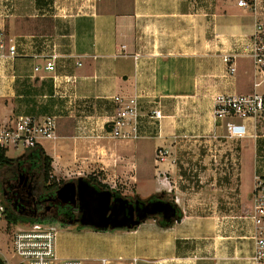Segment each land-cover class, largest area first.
I'll list each match as a JSON object with an SVG mask.
<instances>
[{
	"label": "crops",
	"instance_id": "obj_1",
	"mask_svg": "<svg viewBox=\"0 0 264 264\" xmlns=\"http://www.w3.org/2000/svg\"><path fill=\"white\" fill-rule=\"evenodd\" d=\"M257 18L264 22V0L256 14L232 0H0V33L18 49L0 68V122L55 117L57 138L40 147L56 172L81 163L97 169L105 154H117L152 182L149 196L161 192L181 211L169 225L149 219L115 232L114 258L251 264L248 215L255 177H264V115L235 120L229 137L213 104L218 95L264 94L248 57ZM40 52L59 55L57 81L44 69L34 72L44 65L34 58ZM225 55H236L235 73ZM119 94L147 95L144 110L158 102L163 118L143 139L116 149L106 123ZM161 148L168 156L158 163Z\"/></svg>",
	"mask_w": 264,
	"mask_h": 264
},
{
	"label": "built area",
	"instance_id": "obj_2",
	"mask_svg": "<svg viewBox=\"0 0 264 264\" xmlns=\"http://www.w3.org/2000/svg\"><path fill=\"white\" fill-rule=\"evenodd\" d=\"M239 8L253 11L256 14L259 0H232ZM251 47L248 57L252 61L257 76L264 80V22L257 18L255 29L250 37ZM18 57L17 44L6 42L0 33V68L1 65L13 62ZM35 59L44 61L43 67L37 65L34 72L44 69L54 75L57 71L56 53H36ZM236 55H225L223 60L231 73L236 68L233 60ZM71 80H68L70 82ZM259 85V84H257ZM149 99L145 94L114 95L112 114L106 123L108 137L125 142H133L146 137L145 128L158 124L163 118L158 102L155 107L145 111L143 100ZM214 120L223 126L229 137L235 134V120L256 119L264 115V94L250 95H218L213 104ZM57 122L55 117L41 120L35 116H20L14 122H0V148H22L33 150L45 140L57 138ZM168 156V150H157L156 161L163 163ZM5 206L0 204V225L9 235L12 256L18 259L16 264H140L139 258H93V259H61L56 253V229L45 222H26L22 226L9 224L5 216ZM254 233V252L250 258L251 264H264V177L256 176L252 191V205L248 215ZM2 264H11L8 259L1 258Z\"/></svg>",
	"mask_w": 264,
	"mask_h": 264
},
{
	"label": "rangeland",
	"instance_id": "obj_3",
	"mask_svg": "<svg viewBox=\"0 0 264 264\" xmlns=\"http://www.w3.org/2000/svg\"><path fill=\"white\" fill-rule=\"evenodd\" d=\"M260 1V0H259ZM249 11V10H248ZM125 95V94H121ZM110 139V146L113 148H120L123 142L121 140ZM45 143V142H44ZM49 143H46L47 148ZM109 146V144H108ZM49 149V148H48ZM117 151V150H116ZM29 150L22 148H9L6 151V155L13 159L14 162L22 160ZM150 154V153H148ZM103 158V157H101ZM157 158V151H156ZM104 163H100V168L92 169L85 167V164H80L79 168L76 169H67L66 171H55L53 175L57 182L59 181H69L77 178H87L88 176H97L98 180L103 184L109 187V190L116 189L122 194L134 196L135 194L139 195L141 198L149 197V194L152 192L153 184L152 182H146L144 177H138L139 172L136 169H130L129 165L123 163V159L119 158V155H109L105 154ZM84 162V160H83ZM158 162V161H157ZM160 163V162H158ZM3 170L0 171V204H6L5 199L2 196V182L1 176ZM144 174V172H141ZM154 176V175H153ZM157 180H159L160 175H156ZM160 181V180H159ZM158 194H161L159 192ZM208 207H213L214 204L207 203ZM205 205V206H206ZM27 222L26 218L21 217L19 225H23ZM46 224L52 225L56 229V253L57 256L61 259L67 258H82L88 257L93 258H112L113 257V242L110 237L118 233L129 232L128 229H115V230H105L109 233L103 237L106 239H99L98 235H94L97 232H103L96 230L91 227L83 226H61L57 223L50 222L49 220H44ZM4 223L0 225V248H1V258L8 259L11 264H16L18 259L12 256L11 244L9 235L4 231ZM94 233V234H93ZM114 258V257H113Z\"/></svg>",
	"mask_w": 264,
	"mask_h": 264
},
{
	"label": "flooded vegetation",
	"instance_id": "obj_4",
	"mask_svg": "<svg viewBox=\"0 0 264 264\" xmlns=\"http://www.w3.org/2000/svg\"><path fill=\"white\" fill-rule=\"evenodd\" d=\"M85 179L91 185L101 190H107L102 188L98 182L90 180L88 177ZM77 180L78 178L69 181L78 183ZM1 182L2 196L6 204L16 212L18 216L41 221L49 220L61 226L79 225L78 223H74L81 217L78 203L65 204L61 200L55 199V192L48 193L44 191L42 184V162L36 155L27 153L22 160L16 163L14 162L10 166L4 168ZM111 191L114 193L113 199L123 197V199L127 201V211L130 210L131 205L136 207L137 201L140 205L143 201L147 202L150 197L152 198L149 201L158 200V197L153 195L143 199L137 194L131 196L122 194L116 189ZM154 195H161L163 201H169L163 193ZM172 203L175 204L174 202ZM137 214L135 210V219H137ZM177 214L179 219L181 211L178 206ZM155 219H157L160 224H165L162 216H158Z\"/></svg>",
	"mask_w": 264,
	"mask_h": 264
},
{
	"label": "water",
	"instance_id": "obj_5",
	"mask_svg": "<svg viewBox=\"0 0 264 264\" xmlns=\"http://www.w3.org/2000/svg\"><path fill=\"white\" fill-rule=\"evenodd\" d=\"M78 183L68 181L55 192V199L63 203H78L81 217L74 223L83 227H91L99 231L128 229L133 230L149 219L162 216L169 225L178 220L177 205L163 201L161 195L157 201H143L136 207L131 205L127 211V201L123 197L113 199L111 190H101L91 185L85 178H78ZM135 210L138 213L135 219ZM0 264H2L0 260Z\"/></svg>",
	"mask_w": 264,
	"mask_h": 264
},
{
	"label": "trees",
	"instance_id": "obj_6",
	"mask_svg": "<svg viewBox=\"0 0 264 264\" xmlns=\"http://www.w3.org/2000/svg\"><path fill=\"white\" fill-rule=\"evenodd\" d=\"M7 149L0 148V171L11 164L14 163V160L9 158L6 155ZM28 153H32L36 155L42 162V184H43V189L44 191L48 193H54L56 190L59 188L60 185L64 183V181H59L57 182L55 180V177L53 175L54 172V167H53V159L50 157L45 150L42 147H37L33 150H30ZM90 180L98 182V184L104 188V189H109V187L100 180H98L97 176H88ZM6 212L5 216L6 219L8 220V223L11 224H17L20 222L21 217L16 214L7 204H4ZM180 220V218L178 219ZM27 222H44L41 220H36V219H27Z\"/></svg>",
	"mask_w": 264,
	"mask_h": 264
}]
</instances>
